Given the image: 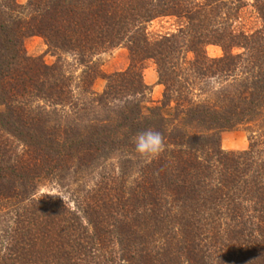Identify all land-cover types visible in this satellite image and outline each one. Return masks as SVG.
I'll return each instance as SVG.
<instances>
[{
    "label": "trees",
    "instance_id": "16d2710c",
    "mask_svg": "<svg viewBox=\"0 0 264 264\" xmlns=\"http://www.w3.org/2000/svg\"><path fill=\"white\" fill-rule=\"evenodd\" d=\"M248 6L259 25L244 30ZM162 15L185 23L149 37ZM32 34L54 63L26 54ZM121 44L127 68L94 92L95 55ZM243 123L247 148L221 149ZM147 129L165 138L155 158L134 150ZM90 168L72 208L36 194ZM0 264H264V0H0Z\"/></svg>",
    "mask_w": 264,
    "mask_h": 264
},
{
    "label": "rangeland",
    "instance_id": "374dc122",
    "mask_svg": "<svg viewBox=\"0 0 264 264\" xmlns=\"http://www.w3.org/2000/svg\"><path fill=\"white\" fill-rule=\"evenodd\" d=\"M17 3L24 5L27 0H16ZM184 19L178 18L174 15L157 16L147 23L146 31L149 37L154 38L160 34H167L176 32L178 28L184 25ZM259 25L257 16L248 6L241 10L240 18L237 21V26L244 30H249ZM23 47L27 55L31 57L40 58L46 64H52L56 61V56L51 53L45 40L39 35H28L23 39ZM207 57H219L222 53L221 48L214 44H209L205 47ZM65 67L74 71L78 75L81 71L79 65H74V60L70 54L64 53L62 55ZM94 62L98 67L100 75L96 76L91 81V89L94 92H101L105 85L103 75L121 71L127 68L129 64V53L124 45H117L109 47L95 55ZM143 81L149 85L150 93L148 98L156 102L161 98L163 85L158 83V75L155 63L149 59L146 60L142 69ZM153 104V103H152ZM220 147L225 151H239L246 149L248 146V125L239 124L231 129L220 131ZM117 153H112L107 162H115ZM95 168L82 170L80 173L83 176L78 178L65 177L64 179H57L53 176H45L44 180L37 185V195L48 193L52 197L59 198L67 203L71 208L74 207V199L83 194L82 189H86L92 185V178L95 176ZM76 180V182H74ZM61 183V184H60ZM81 190V191H79ZM76 195V196H75ZM77 197V198H75ZM181 237V236H179ZM178 237V238H179ZM156 242V241H155ZM153 242V243H155ZM162 242V241H161ZM160 243L159 241L157 244ZM151 246H148L149 248Z\"/></svg>",
    "mask_w": 264,
    "mask_h": 264
},
{
    "label": "clouds",
    "instance_id": "9594fccd",
    "mask_svg": "<svg viewBox=\"0 0 264 264\" xmlns=\"http://www.w3.org/2000/svg\"><path fill=\"white\" fill-rule=\"evenodd\" d=\"M134 150L141 158H155L165 148V138L160 131L147 129L139 132L133 139Z\"/></svg>",
    "mask_w": 264,
    "mask_h": 264
}]
</instances>
